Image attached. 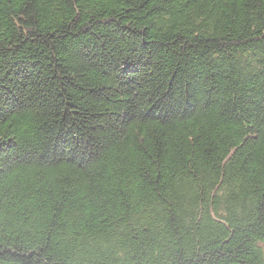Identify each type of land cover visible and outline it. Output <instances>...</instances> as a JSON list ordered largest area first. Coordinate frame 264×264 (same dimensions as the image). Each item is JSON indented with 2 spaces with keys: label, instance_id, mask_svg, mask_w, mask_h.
Returning a JSON list of instances; mask_svg holds the SVG:
<instances>
[{
  "label": "trees",
  "instance_id": "trees-1",
  "mask_svg": "<svg viewBox=\"0 0 264 264\" xmlns=\"http://www.w3.org/2000/svg\"><path fill=\"white\" fill-rule=\"evenodd\" d=\"M0 264H264V0H0Z\"/></svg>",
  "mask_w": 264,
  "mask_h": 264
}]
</instances>
